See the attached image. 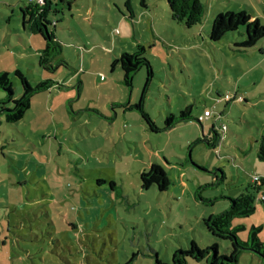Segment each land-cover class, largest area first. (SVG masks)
Listing matches in <instances>:
<instances>
[{"label": "rangeland", "instance_id": "rangeland-1", "mask_svg": "<svg viewBox=\"0 0 264 264\" xmlns=\"http://www.w3.org/2000/svg\"><path fill=\"white\" fill-rule=\"evenodd\" d=\"M7 1H19L21 9L0 10V73L8 72L14 94L21 93L16 71L32 87L48 80L51 86L66 87L76 68L84 85L80 98L76 94L65 103L70 114L52 128L56 140L36 139L31 115L26 123L13 127L0 124V264H156V259L170 264L174 248L186 249L190 242L202 250L216 242L219 255L228 254L229 242L211 237L202 220L228 208L227 198L252 185L253 176L264 180V163L255 154L264 128V54L260 52L264 38L243 52L234 42L244 39V30L228 33L217 43L209 40L208 33L213 19L228 11L245 12L264 26V0H200L202 22L190 29L171 19L166 0H74L71 13L64 7L68 19L64 25L59 22L60 12L47 11L50 32L52 21L58 19L55 38L66 45L63 52L69 62L67 67L59 66V58L55 59L54 71L40 67L39 56L19 58L7 48L8 41L19 44L20 32L27 38L21 21L31 13L28 0ZM147 17L155 20L158 40L152 39ZM137 43L144 46L153 71L144 103L156 126L162 127L168 114L177 115L186 106H191L194 119L204 109L220 114L215 123L213 117L201 124L190 120L152 133L136 110L126 111L128 122H112L114 112L107 104L123 97L119 88L125 87L116 60L121 53H133ZM83 45L93 49L92 67L82 64ZM146 74L140 69L126 91L134 103L141 97ZM235 94L245 102L238 98L227 102ZM0 95L5 93L0 90ZM79 105L83 111L77 110ZM112 125L116 132L130 130L132 135L109 136L107 128ZM221 125L227 128L224 133ZM213 126L222 139L218 147L196 143L202 133L212 134ZM21 134L31 136V143ZM240 150H245L243 160ZM49 156L42 177L36 164L46 163ZM151 160L170 181L166 191L155 186L141 189L137 169L143 166L141 161ZM222 168L227 179L216 180L220 173L213 169ZM60 189L64 194L82 193L60 199ZM102 189L109 194H102ZM261 194L264 186L257 196ZM238 225L244 227L237 232L241 241H247L252 226L260 227L264 245V202L255 201L253 214L231 222L232 228ZM187 264H208V257L189 259ZM237 264H264V259L242 251Z\"/></svg>", "mask_w": 264, "mask_h": 264}, {"label": "trees", "instance_id": "trees-1", "mask_svg": "<svg viewBox=\"0 0 264 264\" xmlns=\"http://www.w3.org/2000/svg\"><path fill=\"white\" fill-rule=\"evenodd\" d=\"M62 1V0H61ZM169 14L172 20L183 23L185 28L190 29L202 22L204 8L200 0H166ZM50 0H43L42 5H32L29 3L31 13H29L30 26L29 29L38 35L44 43V48L41 51L39 64L44 70H55L53 61L59 58L57 63L59 66H66L67 63L61 58V45L56 40L54 33L49 31V23L46 21V14L49 11ZM38 6H43L38 8ZM28 8L26 9L27 12ZM26 23V21H25ZM239 29L244 30V39L242 41H235L234 46L237 50L247 52L250 51L257 42L264 38V26L259 21L245 12H225L219 13L212 21L210 31L208 33L209 40L213 43L219 42L226 34L234 33ZM243 34V31L240 34ZM264 54V50L260 51ZM121 67L122 84L127 88H132L134 75L142 68L146 70V80L142 89L141 97L138 103L133 105L123 106L125 109L136 110L141 115L142 120L152 133L165 132L179 123L187 121H194L201 124L198 119H194L191 115V106H186L179 111L177 115L168 114L164 120L162 127L156 126L149 114L144 108V97L148 85L153 77V71L147 58L145 57V48L142 45H137L133 53H122L116 60ZM15 77L18 78L21 85V93L15 97L12 82L9 74L6 72L0 73V90L5 93L4 99L0 100V116H3L5 121L9 124H15L21 121L29 109L32 97L40 91L46 90L51 87L50 81H45L32 87L26 78L19 73L15 72ZM235 94L230 100L242 98L241 102H245L243 97ZM228 100L227 102H229ZM207 111L206 109L203 110ZM224 126V125H222ZM226 127V126H225ZM222 133L221 126L219 128ZM212 134L208 136L202 133V138L197 139V142H204L208 147L215 149L221 143V136L215 127H211ZM258 146L256 149V158L258 161L264 163V128L257 139ZM245 151V150H243ZM220 176L216 180H226V174L223 169H213ZM258 178L253 181L252 185L246 186L241 193L235 198H227L229 200V207L216 215H210L203 218L202 223L207 232L214 239L228 241L230 244V251L228 254L219 255L217 251V243H213L210 247L202 250L194 242H190L186 249L181 247L174 248L171 256L170 264H187L190 260H199L208 257V264H237L239 255L242 251H251L258 254L264 259V245L259 240L260 227L252 226L248 233L247 241H241L237 237V232L244 229L243 226H235L232 228L231 222L234 219L249 217L255 211V201L264 202L260 200L257 194L264 186V180L261 176H253ZM140 184L142 190H148L155 186L158 191H166L169 187L170 181L164 169L158 164H152L147 171L140 174ZM207 201V200H206ZM211 201V200H210ZM156 264H162L156 259Z\"/></svg>", "mask_w": 264, "mask_h": 264}, {"label": "crops", "instance_id": "crops-1", "mask_svg": "<svg viewBox=\"0 0 264 264\" xmlns=\"http://www.w3.org/2000/svg\"><path fill=\"white\" fill-rule=\"evenodd\" d=\"M73 1L74 0H62V1L61 0H50V4H49V7L50 8H49V11L52 10L54 15L56 13H58V12L61 13V17L59 18V22L62 21V23H61L62 25H64L66 23V21H68V19L64 18V16H63V14L65 13L64 7L66 9H68L66 12H70L71 13L72 12V5L74 4ZM10 3H11V1H7L6 2V0H0V10L3 11V7L10 8V9L13 10V12L15 10L16 11H20L21 10L20 7H19V1L15 2V3H12V4H10ZM59 3L61 5V7H58L59 6L58 5ZM143 6H145V5H143ZM1 18H3V14L2 13H0V19ZM10 20H11V18H10ZM30 20H31V18H29V16L27 15L26 17L23 18V21H21V23L23 25V30L26 32L25 34L27 35V38L24 36L23 33L20 32V34H17L16 35L19 44L13 43L11 41H8L7 44H5L7 46V48H12L13 50H15L17 52L16 57L19 56V58H25V57H32V58L35 57L36 58L37 56H40L41 51L44 48V43L41 40V38L39 37L40 39L38 40L36 38V34L34 32H32V31H30L29 28H27L28 26H30V23H29ZM55 20L56 21H52L53 22L52 23V29H53L54 36L57 37L58 36L57 35L58 34V31H57L58 30V25H57L58 19H55ZM146 20H149V28L151 29L152 39L158 40V37L159 36L157 37L156 31L153 29L154 26H155V20H154V18L153 17H151V18L147 17ZM25 21H26V23H25ZM46 21L49 23V25L51 24V21L47 17V14H46ZM90 25H93L91 20H90ZM67 26L70 28L69 25H67ZM0 28H2V25L1 24H0ZM3 31H5V30L3 29ZM8 31H10V30H8ZM8 37H10L9 34H8ZM1 41H3V40L0 39V42ZM57 41L61 45V54H60L61 58L66 63H69L67 61V58L64 56V52H63V49H64V47H66V45H62V43H61V41H59V39H57ZM135 41L138 42L136 39H135ZM80 43H82V42H80ZM74 44H76L75 41L72 42V46L73 47L75 46ZM137 45H141V44L140 43L135 44V47L134 48H136ZM20 46H22L23 49ZM154 46H156V45H154ZM69 48H70V46H69ZM84 48H85V52H82L80 54V58L82 59L83 66L89 68V67H92L94 65L95 57L93 55V49L87 48V46H84ZM85 54L90 55L89 56V59L86 58V55ZM121 55H122V53H121ZM12 56H15V55L12 54ZM17 60H19V59L17 58ZM115 60H116V58H115ZM6 71H9V70H6ZM77 71L78 70L76 68L73 69V72H75V74H71L72 76H71L70 81H66V84H68L66 87L65 86H61L60 84H57V86H51L48 89L43 90V91H40L37 94H35L32 97V99H31V104H30L29 109L26 111V113H25V115H24V117H23V119L21 121L15 123V124H9V123H7L5 121V119H4L3 116H0V124L4 122L6 125H8L10 127H13L14 125H16V124H18L20 122L26 123L27 117H29L31 115L30 122L34 126H36V130L34 131V137L36 139L38 138V140H44L45 141L44 143L48 142L47 141V138H49V137H53L56 140L58 137L54 134V132H52V128L57 124V121L58 120L60 122H63V120L66 118V116L70 114V112L65 107V103L68 102V99H74L76 97V94H77V98H80L81 97V91H82V88H83V85L84 84H83V81L81 80L82 78L80 76V73H78ZM1 73H3V72H1ZM6 73H8V72H6ZM151 84H152V82H151ZM151 84L149 85V89L151 87ZM119 89L123 93V97H121L118 100L112 99L113 101L111 100V102H109L107 104V107L110 104L111 110L114 112V114L111 115V117H113L112 122L114 124L116 122H120V121L121 122L122 121H127L128 122V115L126 114V111H130L131 109H125L122 106H125V104L129 106V105H133V104H136L137 103V102L134 103V101H131L127 97V93H126V91L128 90L127 88L124 87V88H119ZM113 90L114 89H112V91ZM55 93H56V96L53 97V94H55ZM217 93H220V92L218 91ZM48 94H49V96H48ZM19 95H20V93L19 92H16L15 97H18ZM4 97L5 96H3V95L1 96L0 95V100L4 99ZM56 97H58V101L55 102L54 100L56 99ZM220 97H221V95L218 94V98H220ZM38 100H39L40 103H37L36 102ZM49 101H50V103H49ZM217 102L218 101H216V103ZM86 104H88V106H90V102L88 100H87ZM204 106L206 107V105H204ZM71 108H72L73 111L76 110V108L74 107L73 104H71ZM83 108H84V106H80L79 105L77 110L78 111H83ZM144 108H145V103H144ZM118 109H122V113L115 112ZM206 110H209V109H206ZM57 113H59V118H57ZM103 113L107 117L110 116L105 111H103ZM201 115H199L198 117H200ZM220 116H221L220 114L216 115V113H213L212 112L211 117H213V119H212L213 123H215V121ZM211 117L210 118H207V119H211ZM207 119H203V121L204 120H207ZM214 125H216V124H214ZM114 128H115V126H113V125L112 126H109L107 128V130L109 131V134H108L109 136H112V137L118 136L119 138H122L126 134L132 135V132L130 130H126V131H123L121 133V132H116L114 130ZM17 130L18 129L16 128L15 131H17ZM59 135H61V133H59ZM22 136H23L24 139L28 140L29 143H31V141H32V137L31 136H26L25 134L22 135ZM188 142L189 141L187 140V143ZM58 149H59V152H61L62 145H59V148ZM51 151H52V145L50 147V152ZM240 151H241V153L243 155L241 156V158L240 157L239 158L241 160H243V159H245L246 154H244V151L243 150H240ZM39 152L41 153V149L39 150ZM45 160H46V163L43 162V163L36 164L38 166V173L40 175L42 174V177L45 175V173L47 171L46 170V166H47V163L50 162V156L48 158H46ZM141 162H142V165L143 166L137 169V171L140 174L143 171H145V169H147L148 167H150L152 164H155V163L152 162V160L150 161V163H147L146 161H141ZM156 164H158V163H156ZM239 164L242 166V162L239 163ZM222 169H224V168H222ZM214 177H215V175H214ZM215 179H216V177H215ZM239 179H240V177H239ZM24 182L26 183L27 181L24 180ZM81 186L82 185L80 184V188L79 189L82 191ZM112 186H113V183H110L109 184V188L111 190H112V188H111ZM62 191H63V189L61 190L60 199L61 198L69 199L73 195L82 193V192L75 191V192H70V193H67L66 192L64 194V193H62ZM105 191H106V189H104V190L102 189L101 190L102 194ZM105 194H109L108 190L106 191ZM42 198H44L46 200H49L50 199V197L48 195L47 196H44L43 195ZM71 227L73 228L74 225H71Z\"/></svg>", "mask_w": 264, "mask_h": 264}, {"label": "built area", "instance_id": "built-area-1", "mask_svg": "<svg viewBox=\"0 0 264 264\" xmlns=\"http://www.w3.org/2000/svg\"><path fill=\"white\" fill-rule=\"evenodd\" d=\"M32 1H34V0H28L29 3H32ZM35 3L37 5H42L43 4V0H35ZM227 98H228V100H230V97H227ZM238 99H239V101L242 100V98H238ZM211 115H212L211 111H208V110L207 111H204L203 114L198 118V120L200 122H202L203 119L210 118ZM221 129H222V131H224V130H226V127L225 126H221ZM257 180H258V178L253 177V181H257ZM263 199H264V196H262V198L260 200H263Z\"/></svg>", "mask_w": 264, "mask_h": 264}]
</instances>
